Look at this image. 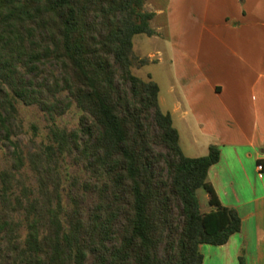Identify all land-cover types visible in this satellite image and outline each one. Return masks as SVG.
I'll list each match as a JSON object with an SVG mask.
<instances>
[{
  "label": "trees",
  "instance_id": "1",
  "mask_svg": "<svg viewBox=\"0 0 264 264\" xmlns=\"http://www.w3.org/2000/svg\"><path fill=\"white\" fill-rule=\"evenodd\" d=\"M152 15L143 0H0V264H201L199 243L239 229L206 179L217 145L183 154L156 82L131 71ZM18 102L49 120L37 143L17 136ZM71 105L76 124H57Z\"/></svg>",
  "mask_w": 264,
  "mask_h": 264
},
{
  "label": "crops",
  "instance_id": "2",
  "mask_svg": "<svg viewBox=\"0 0 264 264\" xmlns=\"http://www.w3.org/2000/svg\"><path fill=\"white\" fill-rule=\"evenodd\" d=\"M169 4L184 16L176 36H198L195 67L175 76L186 97L174 108L196 124L203 152L217 145L206 179L240 219L223 243L198 244L201 264H238L239 254L243 264H264V0H167L152 16Z\"/></svg>",
  "mask_w": 264,
  "mask_h": 264
},
{
  "label": "rangeland",
  "instance_id": "3",
  "mask_svg": "<svg viewBox=\"0 0 264 264\" xmlns=\"http://www.w3.org/2000/svg\"><path fill=\"white\" fill-rule=\"evenodd\" d=\"M166 1L143 0V8L154 11V7L159 6L164 10V3ZM208 11L211 12L210 9ZM181 15V8H173L169 4L167 11L165 10L164 13L160 12L152 16L148 21L153 30L155 27H159L156 33L154 30V33L151 35L143 32L132 35V52L139 57H146L147 62L139 66L133 65L131 71L142 78H146V74L148 73L150 78L156 82L158 86L157 100L159 107L161 110L168 111L171 114L172 125L177 129L178 144L182 153L185 155H200L205 153L203 152L205 151L203 149L205 139L198 133L196 124L188 121V114L187 117L186 115L181 117L180 109L174 108V101L176 99H180L184 105V98L186 97V92L182 94L178 88V81L175 76L182 74L181 70L186 71L190 67H195L196 57L194 55L198 39V36H176L178 34L179 22L184 17ZM211 40L214 39L211 38ZM16 107L19 128L17 136L26 144L29 143V138L33 139L36 143L39 142L40 139L45 137L47 131L49 120L46 118V115L34 105H24L18 102L16 103ZM77 116L78 110L71 105L64 113L55 116L54 120L57 124L70 127L76 124ZM7 162L8 149L0 144V166L6 165ZM66 169L71 170L73 168L67 165ZM22 173L26 181L31 180L29 170L25 166L22 167ZM195 191L199 209H206L209 206L206 191L201 186L197 187Z\"/></svg>",
  "mask_w": 264,
  "mask_h": 264
},
{
  "label": "built area",
  "instance_id": "4",
  "mask_svg": "<svg viewBox=\"0 0 264 264\" xmlns=\"http://www.w3.org/2000/svg\"><path fill=\"white\" fill-rule=\"evenodd\" d=\"M255 168H256V175L257 176H261V163L260 162H256L255 164Z\"/></svg>",
  "mask_w": 264,
  "mask_h": 264
}]
</instances>
